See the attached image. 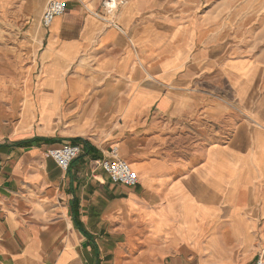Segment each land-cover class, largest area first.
Segmentation results:
<instances>
[{"label": "crops", "instance_id": "0c3cea01", "mask_svg": "<svg viewBox=\"0 0 264 264\" xmlns=\"http://www.w3.org/2000/svg\"><path fill=\"white\" fill-rule=\"evenodd\" d=\"M49 1L0 0V21L42 24ZM61 1L65 13L36 45L29 34L23 46H0V109L9 113L0 118V264L264 257L261 67L217 60L210 47L197 49L193 32L174 48L151 24L137 27L129 46L139 0L122 8L120 23L112 13L122 1L109 19L98 0ZM17 49L37 58L26 65L22 98ZM225 78L235 104L224 99ZM63 144L82 147L67 170L47 153ZM115 146L137 186L113 183L97 165Z\"/></svg>", "mask_w": 264, "mask_h": 264}, {"label": "rangeland", "instance_id": "374dc122", "mask_svg": "<svg viewBox=\"0 0 264 264\" xmlns=\"http://www.w3.org/2000/svg\"><path fill=\"white\" fill-rule=\"evenodd\" d=\"M98 1L100 15L109 19L110 14L105 5L110 0ZM118 1H122V4L118 5V10L112 13L113 21L116 23H120L119 16L122 8L136 0ZM86 4L95 12V8L89 2ZM148 24L153 25L154 30L160 35L171 38L174 48L183 44L186 36L193 32L197 39V49L203 46L210 47L211 56L217 60L225 62L236 58L244 60L251 66H260L262 71L258 74L264 83V0H139L138 20L130 18L127 34H125L126 43L132 46L131 40H136L137 27ZM45 31L46 27L40 20L0 21V46L13 44L17 47L23 46V40L29 34L32 36L31 44L36 45ZM13 35L15 39L12 38ZM32 45L31 49H33ZM33 50L25 54L16 50V90L17 94H21L20 98H22L23 84L32 74V69H27L26 65L37 59ZM133 65H137L136 60ZM234 94L230 82L225 78V101L235 104ZM21 107L22 101L15 102L16 117L19 116ZM0 118L3 120L9 118L7 107L2 105ZM260 139V135L257 134V146L264 145ZM260 158L264 159V149L257 148L256 159Z\"/></svg>", "mask_w": 264, "mask_h": 264}, {"label": "built area", "instance_id": "2783aa9c", "mask_svg": "<svg viewBox=\"0 0 264 264\" xmlns=\"http://www.w3.org/2000/svg\"><path fill=\"white\" fill-rule=\"evenodd\" d=\"M107 7V4L105 5ZM108 9V8H107ZM66 11V3L61 0H50L42 16V25L50 27L57 16L63 15ZM81 145L63 144L59 147L48 149L47 153L63 170H67L72 162L81 154ZM116 184L128 187L137 186L140 182L138 172L131 163L120 156L118 147H112L110 154L97 162ZM254 264H264V257L259 256Z\"/></svg>", "mask_w": 264, "mask_h": 264}, {"label": "bare ground", "instance_id": "6f19581e", "mask_svg": "<svg viewBox=\"0 0 264 264\" xmlns=\"http://www.w3.org/2000/svg\"><path fill=\"white\" fill-rule=\"evenodd\" d=\"M107 4V8H111L114 9L116 7V1H111L110 3H106ZM264 108V107H263ZM263 128V127H262ZM119 150V149H118Z\"/></svg>", "mask_w": 264, "mask_h": 264}]
</instances>
